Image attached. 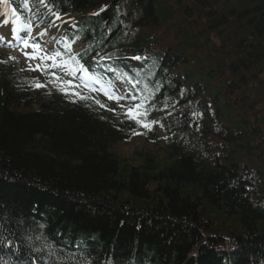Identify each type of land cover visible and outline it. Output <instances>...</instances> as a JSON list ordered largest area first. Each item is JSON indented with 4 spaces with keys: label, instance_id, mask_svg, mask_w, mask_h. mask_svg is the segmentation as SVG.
Here are the masks:
<instances>
[{
    "label": "trees",
    "instance_id": "obj_1",
    "mask_svg": "<svg viewBox=\"0 0 264 264\" xmlns=\"http://www.w3.org/2000/svg\"><path fill=\"white\" fill-rule=\"evenodd\" d=\"M45 2L81 15L90 43L80 57L127 81L138 93L125 108L138 115H107L80 90L61 102L52 78L49 101L22 112L30 82L0 66L4 261L264 264V0ZM154 122L165 161L110 152L142 125L155 141Z\"/></svg>",
    "mask_w": 264,
    "mask_h": 264
},
{
    "label": "rangeland",
    "instance_id": "obj_2",
    "mask_svg": "<svg viewBox=\"0 0 264 264\" xmlns=\"http://www.w3.org/2000/svg\"><path fill=\"white\" fill-rule=\"evenodd\" d=\"M2 13H0V22H3L6 20L3 16V7H2ZM73 20V18H70ZM61 21H56L54 24H52L51 27L55 28L60 25ZM7 25V24H5ZM55 25V26H53ZM31 29L33 27H30ZM58 32V31H57ZM47 52H37L32 54L29 52H26L28 54V57L26 56L22 57V64L26 67V72H32L31 69H35L38 72L42 69L41 62L49 61V64L57 63L56 57H54V52L56 51V45L53 46H47ZM74 50H78V48H74ZM1 56H4L6 52L4 50H0ZM0 56V57H1ZM48 57H52L49 59ZM59 61V60H58ZM60 64L64 65L68 64V62H60ZM69 65V64H68ZM47 66V64H46ZM35 108L37 106H34ZM158 138L160 139L156 144H150L146 142L144 139H134L130 143H117L113 145L110 149V152L115 154L116 156L120 157L123 161L126 162V159H133L136 155H150L156 158L158 161L163 162L166 160L167 154L165 152V143L161 138V134L158 132ZM124 162V164H125Z\"/></svg>",
    "mask_w": 264,
    "mask_h": 264
},
{
    "label": "snow or ice",
    "instance_id": "obj_3",
    "mask_svg": "<svg viewBox=\"0 0 264 264\" xmlns=\"http://www.w3.org/2000/svg\"><path fill=\"white\" fill-rule=\"evenodd\" d=\"M0 3H4L6 6H9V5H7V0H0ZM40 3H41V4L45 3V0H40ZM54 14H55V13H54ZM13 15H14V16L16 15V11H15V9H13ZM57 19H60V17H59L58 15H57ZM7 23H8V21L5 20V21H4V24H7ZM53 26H55V25H53ZM28 28H29L28 25H23L20 29H17L16 27H13V28H12L13 38H14V39H20V40L22 41V43L25 45V47H33V48H35L36 45H35L34 38L32 37V33H31L30 30H28V31L26 32V37H20V36L18 35V32H19V31H24V30H26V29H28ZM40 35H44V33H40ZM4 39H5V37L2 36V35H0V41H3ZM30 40L32 41L31 43H30ZM24 55H25L26 57H28V54H27V53H24ZM59 55H60V53H58V52L55 53V56H59ZM48 58L51 59L52 57H48ZM10 59H15V58H14V57H10ZM73 59H74V58H73ZM101 59H103V58H101ZM137 59H139V58L137 57ZM80 71L84 72L85 75H87V71L83 68L82 65H81V67H80ZM55 79L60 80V79H62V78H60V77H55ZM62 85L71 86V81H62ZM35 86H36V87H43L44 85L37 83ZM61 90L63 91V90H65V88L62 86ZM73 95H77V94H76V93H73ZM109 98H112V97L110 96ZM81 99H87V97H81ZM96 102L99 103V101H96ZM101 107H103V105H101ZM137 107H139V106H137ZM126 115H127L130 119H135V117H136V115H138V113H135V114H134L133 109H129V110H128V113H127ZM137 122H139V121H137ZM144 126L147 127V125H144ZM9 243H10V242H9Z\"/></svg>",
    "mask_w": 264,
    "mask_h": 264
},
{
    "label": "bare ground",
    "instance_id": "obj_4",
    "mask_svg": "<svg viewBox=\"0 0 264 264\" xmlns=\"http://www.w3.org/2000/svg\"><path fill=\"white\" fill-rule=\"evenodd\" d=\"M5 10H6V6H5Z\"/></svg>",
    "mask_w": 264,
    "mask_h": 264
}]
</instances>
